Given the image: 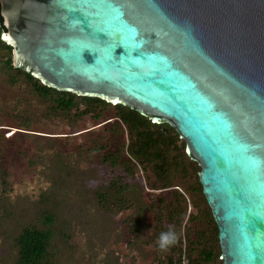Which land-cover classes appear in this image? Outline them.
<instances>
[{
    "label": "water",
    "instance_id": "obj_1",
    "mask_svg": "<svg viewBox=\"0 0 264 264\" xmlns=\"http://www.w3.org/2000/svg\"><path fill=\"white\" fill-rule=\"evenodd\" d=\"M0 5L14 68L174 128L200 167L223 264H264V0Z\"/></svg>",
    "mask_w": 264,
    "mask_h": 264
},
{
    "label": "rangeland",
    "instance_id": "obj_2",
    "mask_svg": "<svg viewBox=\"0 0 264 264\" xmlns=\"http://www.w3.org/2000/svg\"><path fill=\"white\" fill-rule=\"evenodd\" d=\"M7 56L0 50V174L5 180L0 193V264H16V237L47 213L54 217L56 264H165L173 252L157 247L143 171L133 164L135 190L124 184L113 188L123 166L112 167L100 154H90L92 142L106 130L100 126L111 115L92 122L51 114L24 84L9 83L3 65ZM187 204L184 221L193 212L191 198ZM198 226H204L203 221ZM178 237V244L187 249L186 228ZM186 259L183 255V264ZM218 260L223 264L221 253Z\"/></svg>",
    "mask_w": 264,
    "mask_h": 264
},
{
    "label": "trees",
    "instance_id": "obj_3",
    "mask_svg": "<svg viewBox=\"0 0 264 264\" xmlns=\"http://www.w3.org/2000/svg\"><path fill=\"white\" fill-rule=\"evenodd\" d=\"M5 30L0 5V50L8 52L3 65L11 85L24 84L56 116L98 122L111 115L100 126L106 130L100 139L92 142L90 154H100L102 162L112 167L123 166L122 174L112 181L113 188L124 184L128 189L135 190L132 166L140 167L148 189L149 209L154 213L157 238L169 228H174L178 235L183 227L186 228L188 248L182 249L181 243L179 245L177 242L169 249L173 254L168 256L165 264H183V255H187V264H221L218 260L221 253L219 231L199 181L200 167L186 154L185 142L179 138L176 130L168 124H154L125 106H113L98 98L79 97L44 86L30 74L14 68L12 48L1 40ZM110 135V140H114L112 142L108 140ZM129 177L133 180L125 179ZM4 186L5 180L0 174V193ZM190 198L193 212L184 221L187 199ZM200 221L204 226H198ZM53 223L54 217L47 213L39 224L22 229L15 239L16 264H56L52 253L56 237ZM195 252L198 254L194 258L192 254Z\"/></svg>",
    "mask_w": 264,
    "mask_h": 264
},
{
    "label": "clouds",
    "instance_id": "obj_4",
    "mask_svg": "<svg viewBox=\"0 0 264 264\" xmlns=\"http://www.w3.org/2000/svg\"><path fill=\"white\" fill-rule=\"evenodd\" d=\"M178 238V233L175 229L169 228L168 231L160 233L157 240V247L161 251H167L177 243Z\"/></svg>",
    "mask_w": 264,
    "mask_h": 264
},
{
    "label": "snow or ice",
    "instance_id": "obj_5",
    "mask_svg": "<svg viewBox=\"0 0 264 264\" xmlns=\"http://www.w3.org/2000/svg\"><path fill=\"white\" fill-rule=\"evenodd\" d=\"M4 39L5 40H7L8 41V43H12V41H11V39L10 38H8V37H4ZM252 257L251 256H249V259H251Z\"/></svg>",
    "mask_w": 264,
    "mask_h": 264
}]
</instances>
